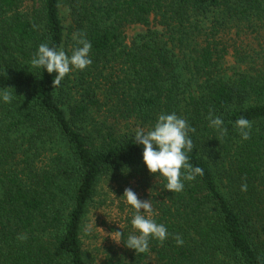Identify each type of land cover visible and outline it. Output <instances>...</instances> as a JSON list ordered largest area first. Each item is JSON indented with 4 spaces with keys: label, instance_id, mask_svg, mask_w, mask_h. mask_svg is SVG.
<instances>
[{
    "label": "trees",
    "instance_id": "16d2710c",
    "mask_svg": "<svg viewBox=\"0 0 264 264\" xmlns=\"http://www.w3.org/2000/svg\"><path fill=\"white\" fill-rule=\"evenodd\" d=\"M219 11L264 32V0H0V89L14 96L0 103V264H264V45L235 48L227 64L199 19ZM133 24L145 28L128 41ZM74 32L91 42L92 63L54 87L55 73L30 59L41 43L71 54ZM170 112L191 126L189 162L204 170L179 193L159 189L131 138ZM240 117L252 123L246 141ZM103 180L142 188L168 239L139 254L123 242L99 257L87 249Z\"/></svg>",
    "mask_w": 264,
    "mask_h": 264
},
{
    "label": "clouds",
    "instance_id": "9594fccd",
    "mask_svg": "<svg viewBox=\"0 0 264 264\" xmlns=\"http://www.w3.org/2000/svg\"><path fill=\"white\" fill-rule=\"evenodd\" d=\"M71 38L76 45L72 48L71 54L62 47H50L47 43H41L30 59L29 63L33 69L48 74L55 73L52 78L54 87L59 86L69 73L83 71L92 63L91 42L82 32L72 33ZM13 98V93L0 89V103H11ZM207 119L209 127L220 136L227 134L222 117L214 116L210 112ZM234 127L241 140L249 139L252 129L250 120L240 117L234 121ZM190 131H192L191 126L185 118L178 116L176 112H170L159 114L154 123L147 128L137 127L131 136L135 145L142 146L141 161L147 172L154 175L156 180L159 178L163 181L162 187H159L160 190L179 193L183 191L185 182L193 181L197 176H203L204 170L189 162L188 153L193 150ZM246 190L247 185L242 184L241 191ZM122 196L128 206L127 211L131 214L129 220L131 231L125 235L121 226L118 225L120 230L114 232L117 239H112L113 241L123 242L126 248L139 254L149 251L150 240L163 243L168 239L171 234L167 227L155 219L157 213L153 209L152 198L141 200L130 188H126ZM20 239H27V236H22ZM175 243L181 246L184 241L176 235Z\"/></svg>",
    "mask_w": 264,
    "mask_h": 264
},
{
    "label": "rangeland",
    "instance_id": "374dc122",
    "mask_svg": "<svg viewBox=\"0 0 264 264\" xmlns=\"http://www.w3.org/2000/svg\"><path fill=\"white\" fill-rule=\"evenodd\" d=\"M226 13L227 11H219L215 14L209 12L206 14L207 16L200 15L199 19L203 22L204 33L212 27L217 30L215 38L221 45H224L225 59L227 64L230 65L235 62V48L239 50L240 54L244 51L252 53L253 50H257L261 45H264L262 39L264 32H253L247 28L248 24L246 22L239 21L238 18L229 19L226 17L227 20H224L223 23L222 17ZM144 28V26L138 24L128 26L125 30L127 40L129 41L134 35L144 31ZM98 96L102 101V95L99 94ZM94 111L96 118H101L103 109L95 108ZM126 188L133 190L139 199H147L146 192L133 181L116 183L103 180L99 185L95 200L86 215L82 234L85 247L90 249L96 257L101 256L105 249L118 248L122 245L121 242L117 243L113 240L117 239L114 232L120 230L118 225L124 230L127 220H130L131 214L127 211L128 206L122 196Z\"/></svg>",
    "mask_w": 264,
    "mask_h": 264
}]
</instances>
